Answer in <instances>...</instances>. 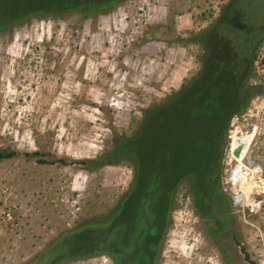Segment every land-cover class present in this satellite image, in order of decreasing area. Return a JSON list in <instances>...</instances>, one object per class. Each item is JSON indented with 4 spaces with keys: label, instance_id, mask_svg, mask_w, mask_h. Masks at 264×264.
<instances>
[{
    "label": "rangeland",
    "instance_id": "1",
    "mask_svg": "<svg viewBox=\"0 0 264 264\" xmlns=\"http://www.w3.org/2000/svg\"><path fill=\"white\" fill-rule=\"evenodd\" d=\"M112 1L87 0L109 6L93 12L33 8L0 30V152L12 153L0 160V264L31 262L63 233L108 218L136 178L118 143L203 78L207 59L215 72L213 57L229 58L215 38L235 0ZM226 68L217 96L242 104L218 126L201 200L191 180L176 188L154 264H264V35L239 72L226 79ZM156 134L173 155V133ZM63 264L115 262L83 250Z\"/></svg>",
    "mask_w": 264,
    "mask_h": 264
},
{
    "label": "trees",
    "instance_id": "2",
    "mask_svg": "<svg viewBox=\"0 0 264 264\" xmlns=\"http://www.w3.org/2000/svg\"><path fill=\"white\" fill-rule=\"evenodd\" d=\"M58 2L60 0H0V30L13 26L23 14H33L30 11L33 8L51 14L85 7L87 11L93 12L109 7L107 4L89 6L87 0H64L68 2L64 5ZM25 3L27 9L23 7ZM33 3L36 5L32 6ZM224 22L222 32L226 30L227 33L220 31L216 33L215 39L219 42L217 46L222 43L228 47L229 58L219 62L213 57V65L219 66L215 72L214 69L210 72L211 60L208 62L207 59L203 78L173 95L165 105L153 107L136 137L118 143V151L134 158L136 178L131 190L118 202L109 217L86 221L63 233L45 252L26 264H63L71 260L72 256L78 257L83 250H90L93 254H108L115 264L155 263L157 250L169 224L172 196L176 188L183 180H191L198 190L200 176L209 173L211 149L219 143L218 131L223 127L222 124L224 127L227 125L234 112H238L237 107L242 104L237 93L227 98L218 97L221 86L218 74L219 70L224 71L227 67V79V73L233 65H237V72L243 64L246 65L252 49L264 35V0L233 1L226 11ZM246 96L244 100L251 94ZM220 124L221 128H218ZM158 131L166 136L173 133L176 139L171 143L173 155L161 145L163 137H157ZM10 156L12 153L0 152V160ZM208 178L204 175V179ZM215 185L216 181L212 188ZM203 192L198 190L195 198ZM199 198L201 200L202 197ZM201 214L205 216L203 211Z\"/></svg>",
    "mask_w": 264,
    "mask_h": 264
},
{
    "label": "bare ground",
    "instance_id": "3",
    "mask_svg": "<svg viewBox=\"0 0 264 264\" xmlns=\"http://www.w3.org/2000/svg\"><path fill=\"white\" fill-rule=\"evenodd\" d=\"M235 144L237 145H233V147H232V151H233V153H235V154H237V152L239 153V154H241L242 153V151H243V149L245 150L246 148H245V146H240L239 144H238V142L236 141L235 142ZM244 152V151H243ZM230 154H232V153H230ZM241 176H238L237 178H240Z\"/></svg>",
    "mask_w": 264,
    "mask_h": 264
},
{
    "label": "water",
    "instance_id": "4",
    "mask_svg": "<svg viewBox=\"0 0 264 264\" xmlns=\"http://www.w3.org/2000/svg\"><path fill=\"white\" fill-rule=\"evenodd\" d=\"M237 156H239V153L237 152Z\"/></svg>",
    "mask_w": 264,
    "mask_h": 264
}]
</instances>
